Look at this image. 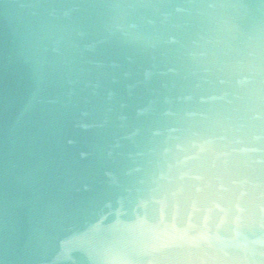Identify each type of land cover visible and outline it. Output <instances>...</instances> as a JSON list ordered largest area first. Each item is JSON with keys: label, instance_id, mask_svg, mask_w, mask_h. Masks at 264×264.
Returning a JSON list of instances; mask_svg holds the SVG:
<instances>
[{"label": "water", "instance_id": "1", "mask_svg": "<svg viewBox=\"0 0 264 264\" xmlns=\"http://www.w3.org/2000/svg\"><path fill=\"white\" fill-rule=\"evenodd\" d=\"M0 264H264V0H0Z\"/></svg>", "mask_w": 264, "mask_h": 264}]
</instances>
